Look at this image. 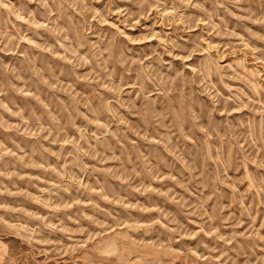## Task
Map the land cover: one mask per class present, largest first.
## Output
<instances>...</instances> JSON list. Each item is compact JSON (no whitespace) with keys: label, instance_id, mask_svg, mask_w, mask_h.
Here are the masks:
<instances>
[{"label":"rangeland","instance_id":"1","mask_svg":"<svg viewBox=\"0 0 264 264\" xmlns=\"http://www.w3.org/2000/svg\"><path fill=\"white\" fill-rule=\"evenodd\" d=\"M0 264H264V0H0Z\"/></svg>","mask_w":264,"mask_h":264}]
</instances>
